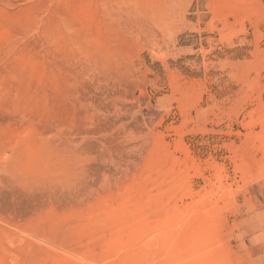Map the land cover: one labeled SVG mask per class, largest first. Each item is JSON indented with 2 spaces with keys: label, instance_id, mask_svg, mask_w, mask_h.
I'll return each mask as SVG.
<instances>
[{
  "label": "rangeland",
  "instance_id": "rangeland-1",
  "mask_svg": "<svg viewBox=\"0 0 264 264\" xmlns=\"http://www.w3.org/2000/svg\"><path fill=\"white\" fill-rule=\"evenodd\" d=\"M0 264H264V0H0Z\"/></svg>",
  "mask_w": 264,
  "mask_h": 264
}]
</instances>
